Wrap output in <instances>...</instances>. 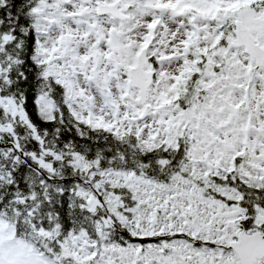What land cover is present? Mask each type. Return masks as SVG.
<instances>
[{
  "label": "snow or ice",
  "instance_id": "1",
  "mask_svg": "<svg viewBox=\"0 0 264 264\" xmlns=\"http://www.w3.org/2000/svg\"><path fill=\"white\" fill-rule=\"evenodd\" d=\"M0 264H264V0H0Z\"/></svg>",
  "mask_w": 264,
  "mask_h": 264
}]
</instances>
